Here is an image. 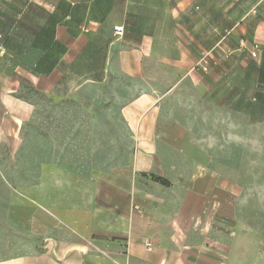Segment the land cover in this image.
I'll list each match as a JSON object with an SVG mask.
<instances>
[{
	"label": "crops",
	"instance_id": "1",
	"mask_svg": "<svg viewBox=\"0 0 264 264\" xmlns=\"http://www.w3.org/2000/svg\"><path fill=\"white\" fill-rule=\"evenodd\" d=\"M7 9L6 34L36 41L0 59V138L22 140L46 96L99 90L102 105L72 113L88 134L53 141L35 185L6 184L5 218L31 242L0 264H264L238 251L244 189L189 119L215 81L202 61L264 60V0H10L20 23Z\"/></svg>",
	"mask_w": 264,
	"mask_h": 264
},
{
	"label": "rangeland",
	"instance_id": "2",
	"mask_svg": "<svg viewBox=\"0 0 264 264\" xmlns=\"http://www.w3.org/2000/svg\"><path fill=\"white\" fill-rule=\"evenodd\" d=\"M6 7H9L7 16L10 18L13 14L12 19L20 23L19 12H11L10 0H0L2 60L10 51H20L36 41L33 36L21 34L20 28L13 35L6 34ZM250 60L248 67L229 68L224 64L214 71L202 61L201 66L204 68L206 65L207 68L204 71L214 76L212 79L215 81L210 80L204 99L199 94L189 119L197 142L213 158L212 164L244 189L243 223L238 230V242L244 243L239 244L238 251L243 254L251 252L260 258L264 257V60L260 56ZM98 94L99 90L82 89L70 98L46 96L42 100L46 110L32 119L22 134V140L10 142L0 138V259L21 253L25 243L31 242L5 218L6 184L14 191L20 185H35L39 179L37 173L44 166L46 169L52 165L38 161L37 157L52 156L53 141L83 139L88 134L84 122L76 125L69 122L72 117L78 120L85 118L84 115L72 114L78 113L79 108L101 106ZM55 149L67 154L69 150L67 146ZM75 149L80 150L79 147ZM22 155H29L30 159H21ZM60 165L62 170H74L75 166L83 164L62 162ZM77 171L79 174V169Z\"/></svg>",
	"mask_w": 264,
	"mask_h": 264
},
{
	"label": "built area",
	"instance_id": "3",
	"mask_svg": "<svg viewBox=\"0 0 264 264\" xmlns=\"http://www.w3.org/2000/svg\"><path fill=\"white\" fill-rule=\"evenodd\" d=\"M124 33H125L124 26L117 25V26L114 27V34H115V36L117 38H122L124 36ZM257 48H258V46H255V48L252 50V53H251L252 56H256L257 55ZM204 70H207L206 65L204 66ZM145 243H146L148 248H150V249L152 248V246H153L152 241L146 240Z\"/></svg>",
	"mask_w": 264,
	"mask_h": 264
}]
</instances>
